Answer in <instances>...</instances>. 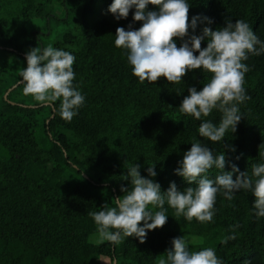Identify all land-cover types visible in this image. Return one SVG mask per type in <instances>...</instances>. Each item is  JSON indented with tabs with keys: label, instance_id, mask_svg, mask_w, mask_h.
Instances as JSON below:
<instances>
[{
	"label": "trees",
	"instance_id": "1",
	"mask_svg": "<svg viewBox=\"0 0 264 264\" xmlns=\"http://www.w3.org/2000/svg\"><path fill=\"white\" fill-rule=\"evenodd\" d=\"M186 2L189 22L201 18L189 35L243 20L264 42V0ZM111 3L0 0V48L15 55L43 49L40 36L52 31L47 26L43 33L27 30L25 25L34 18L54 21L61 32L51 46L75 56L73 86L85 97L70 122L61 118L59 100L33 106L9 102L23 88L22 78L0 66V264H100L102 257L110 264H159L178 236L187 239L190 251L213 248L222 264H264V217L255 215L251 189L232 193L231 200L218 193L211 222L176 216L165 202L166 224L148 231L144 243L134 236L118 244L101 241L88 213L103 210L105 203L114 206L123 194L121 186L129 184L124 180L129 166L139 164L141 176L153 179L163 193L172 182L181 191L196 187L174 171L194 141L206 144L214 157L223 152L224 171L235 164L251 175L253 165L264 164V53H249L242 61L249 68L244 88L250 98L238 105L242 118L236 131L229 129L221 142H211L199 136V125L207 120L218 126L222 113L213 109L197 120L179 105L189 87L199 91L212 74L197 69L180 83L163 77L141 83L132 74L127 50L114 43L117 27L135 30L141 22L133 21L134 8L117 20L108 12ZM147 10L155 9L149 4ZM175 42L179 47L183 40ZM152 164L157 174L148 177ZM221 171L213 166L207 176L214 181ZM230 236L235 239L222 243Z\"/></svg>",
	"mask_w": 264,
	"mask_h": 264
},
{
	"label": "clouds",
	"instance_id": "2",
	"mask_svg": "<svg viewBox=\"0 0 264 264\" xmlns=\"http://www.w3.org/2000/svg\"><path fill=\"white\" fill-rule=\"evenodd\" d=\"M149 4L155 10H147ZM132 8L135 9L132 19L141 22V26L135 30L131 25L129 30L117 27L114 35L115 46L128 52L132 74L141 83H155L161 77L169 83H180L189 71L204 69L211 73V79L199 91L196 87L187 89L188 95L179 105L180 111L197 120L208 117L213 109L222 113L218 126L207 120L200 123L199 136L208 141L221 142L229 129L234 133L242 118L238 105L250 98L244 88L249 68L242 61L247 60L249 53H264V42L243 20L226 22L224 27L215 30L204 27L200 35H189V29L194 32L201 18L194 16L189 22L190 5L186 0H112L108 12L120 20L127 18ZM203 19L208 24L213 23L207 17ZM177 38L183 40L179 47L175 42ZM205 40L206 47L202 48ZM25 58L27 66L19 73L23 93L40 103L59 100L60 116L70 122L85 101L73 86L75 56L49 45L43 49L32 48ZM225 164L223 152L214 157L206 144L194 141L174 171L196 187L189 186L181 191L172 182L162 193L160 185L141 176L140 165L134 164L127 168L124 180L129 184L121 186L123 194L114 199V206L105 203L103 210L88 215L98 226L101 241L113 244L132 236L144 243L148 231L166 224L165 202L175 210L176 216L183 215L188 221L195 218L211 222L218 193L231 200L232 193L251 189L255 197V215L264 217V164L253 165L251 175L246 170L240 171L235 164L231 165V171H224ZM213 166L222 170L214 181L207 176ZM147 173L148 177L156 176L154 164L149 165ZM233 173H236L235 179ZM149 206L160 210L152 211ZM229 239L235 237H225L222 243L226 244ZM171 244L159 264H222L211 247L190 251L184 236L174 238Z\"/></svg>",
	"mask_w": 264,
	"mask_h": 264
},
{
	"label": "rangeland",
	"instance_id": "3",
	"mask_svg": "<svg viewBox=\"0 0 264 264\" xmlns=\"http://www.w3.org/2000/svg\"><path fill=\"white\" fill-rule=\"evenodd\" d=\"M57 11L59 12V9L57 8ZM54 21H47L46 19L42 18H34L30 22L26 23L25 27L27 30H38L40 32H45V27H48L49 31H52L51 35H49V32H46V36L41 35V39L45 47L52 44L54 40L59 38V34L61 32V29H57L53 27ZM30 49H25L24 53L21 55H15L13 53H10L8 51L2 50L0 48V66L5 65L6 68H9V72L12 75V77L15 78H21L19 73L23 68H25L26 65V53L29 52ZM25 61V62H24ZM11 77V78H12ZM20 79L19 81H21ZM4 95V94H3ZM9 102H21L25 105L33 106L32 103L36 102L33 97L26 96L23 93V88L16 89L12 96L11 100L8 99ZM100 264H110L108 258L102 257L100 260Z\"/></svg>",
	"mask_w": 264,
	"mask_h": 264
},
{
	"label": "water",
	"instance_id": "4",
	"mask_svg": "<svg viewBox=\"0 0 264 264\" xmlns=\"http://www.w3.org/2000/svg\"><path fill=\"white\" fill-rule=\"evenodd\" d=\"M19 83H20V82H18L17 84H19ZM17 84L13 85L9 90H11L12 88H14ZM9 90L4 94V98H6V96H7L8 92H9Z\"/></svg>",
	"mask_w": 264,
	"mask_h": 264
}]
</instances>
